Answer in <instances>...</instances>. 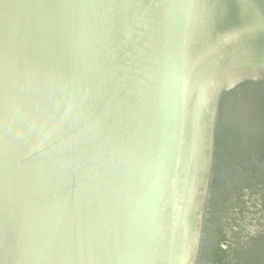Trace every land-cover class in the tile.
I'll return each mask as SVG.
<instances>
[{"label":"water","instance_id":"95a60500","mask_svg":"<svg viewBox=\"0 0 264 264\" xmlns=\"http://www.w3.org/2000/svg\"><path fill=\"white\" fill-rule=\"evenodd\" d=\"M0 264H264V0H0Z\"/></svg>","mask_w":264,"mask_h":264}]
</instances>
